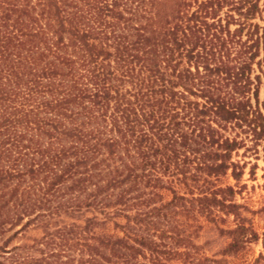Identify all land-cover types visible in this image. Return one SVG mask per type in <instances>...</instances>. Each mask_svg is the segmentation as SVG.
<instances>
[{
    "label": "trees",
    "instance_id": "16d2710c",
    "mask_svg": "<svg viewBox=\"0 0 264 264\" xmlns=\"http://www.w3.org/2000/svg\"><path fill=\"white\" fill-rule=\"evenodd\" d=\"M263 66L264 0H0V264H264Z\"/></svg>",
    "mask_w": 264,
    "mask_h": 264
},
{
    "label": "rangeland",
    "instance_id": "374dc122",
    "mask_svg": "<svg viewBox=\"0 0 264 264\" xmlns=\"http://www.w3.org/2000/svg\"><path fill=\"white\" fill-rule=\"evenodd\" d=\"M261 25H263V22ZM262 83L264 85V72L262 75ZM259 98L260 101H263L264 99L263 87L260 89ZM242 153L243 150H240L238 156L234 157V160L239 161L240 164L243 162L246 163L244 174L239 183V186L244 185V189L242 190L241 195L236 196V200L238 203L245 206L247 210L244 211L243 214L251 219L254 229L258 233H261L264 231V210L259 211L264 208V156L259 152L257 156L246 154L244 157H241ZM253 165L255 167L251 175L250 170ZM223 182H228L230 185H236V182L231 178L227 181L224 180ZM228 219L231 221L232 217H228ZM206 240H209V243L206 245L208 254L217 253L228 242L227 236L221 235L215 229H205L197 241L198 243H204ZM16 242L17 241H13L12 243L14 244ZM260 254L264 256V250L259 243L249 244L247 250H245L243 259H246L247 262H252L253 259Z\"/></svg>",
    "mask_w": 264,
    "mask_h": 264
}]
</instances>
